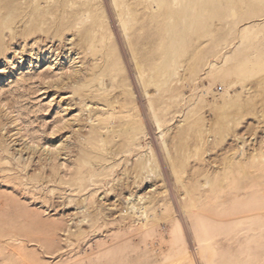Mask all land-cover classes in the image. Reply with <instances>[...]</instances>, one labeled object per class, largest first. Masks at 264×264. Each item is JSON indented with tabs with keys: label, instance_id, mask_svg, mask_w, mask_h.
Segmentation results:
<instances>
[{
	"label": "rangeland",
	"instance_id": "rangeland-1",
	"mask_svg": "<svg viewBox=\"0 0 264 264\" xmlns=\"http://www.w3.org/2000/svg\"><path fill=\"white\" fill-rule=\"evenodd\" d=\"M0 264H264V0H0Z\"/></svg>",
	"mask_w": 264,
	"mask_h": 264
},
{
	"label": "built area",
	"instance_id": "built-area-1",
	"mask_svg": "<svg viewBox=\"0 0 264 264\" xmlns=\"http://www.w3.org/2000/svg\"><path fill=\"white\" fill-rule=\"evenodd\" d=\"M218 89H220V88H218Z\"/></svg>",
	"mask_w": 264,
	"mask_h": 264
}]
</instances>
